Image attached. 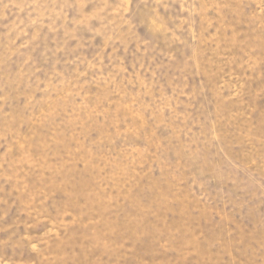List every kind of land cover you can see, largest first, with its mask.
<instances>
[{
  "label": "rangeland",
  "instance_id": "1",
  "mask_svg": "<svg viewBox=\"0 0 264 264\" xmlns=\"http://www.w3.org/2000/svg\"><path fill=\"white\" fill-rule=\"evenodd\" d=\"M0 264H264V0H0Z\"/></svg>",
  "mask_w": 264,
  "mask_h": 264
}]
</instances>
